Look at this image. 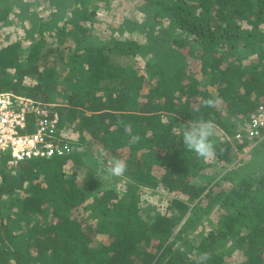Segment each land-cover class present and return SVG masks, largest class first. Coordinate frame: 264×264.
<instances>
[{
	"label": "trees",
	"instance_id": "1",
	"mask_svg": "<svg viewBox=\"0 0 264 264\" xmlns=\"http://www.w3.org/2000/svg\"><path fill=\"white\" fill-rule=\"evenodd\" d=\"M144 2L150 19L156 11L155 23L167 22L163 67L135 39L96 45L84 26L96 16L89 0H74L66 16L36 11L29 44H0V91L45 104L58 96V135H77L63 156L0 159V264H229L234 255L232 264H264V153L241 175L213 183L207 171L212 158L232 163L217 127L231 134L230 120L264 102V0ZM21 10L0 0V28L25 22ZM175 50L187 66L171 68ZM94 144L121 165L128 194L105 189L98 168L80 176ZM160 186L185 199L148 208L142 196Z\"/></svg>",
	"mask_w": 264,
	"mask_h": 264
},
{
	"label": "rangeland",
	"instance_id": "2",
	"mask_svg": "<svg viewBox=\"0 0 264 264\" xmlns=\"http://www.w3.org/2000/svg\"><path fill=\"white\" fill-rule=\"evenodd\" d=\"M14 6L16 8L22 7V14L24 13V19L20 20V22L15 25V27H4L3 29L0 28V34H1V43H10L17 40H25L26 43H30L27 39H25V24H29V27L31 23H33L34 27L38 26V16L35 21H33L32 17L30 15H33L36 11H38L39 15L43 14L44 17H49L52 15V17L57 16H66V12L64 10L68 11L70 9L74 8V1L72 0H60V1H53V0H13ZM91 3V4H90ZM90 4V5H89ZM88 7L90 9H98L99 17L94 24V29H92V40L95 42L96 45H102L107 44L110 45L112 43V40L118 39V38H124V39H135L139 43H141V56L145 58H155L158 63H160L163 67L162 61H166V54L163 51L164 48H166L165 40L162 39L165 34L162 35L163 32V25H166L167 22L163 21L162 19L159 20V23H155V13L150 17L148 16L151 11V8L146 7V3L144 0H110V8L111 9H118L121 11V13H117L111 9L108 8V0H89ZM102 7V8H96ZM110 13V14H109ZM38 15V14H37ZM122 15V16H121ZM13 17V16H11ZM133 23L138 24V28H134ZM159 24L161 26H159ZM140 25H145L144 27H141ZM157 26V27H154ZM31 33L30 30L28 34ZM158 33V34H156ZM27 34V33H26ZM151 34L154 38V35L157 37H161V40L153 42L150 41ZM6 37V38H4ZM71 43V41L69 42ZM111 46V45H110ZM27 49V48H25ZM175 52L174 56H170L168 63L170 64L171 68H177L179 66H187V60L186 57L183 56V54L179 51H173ZM243 52V50H242ZM244 57V55H240ZM190 65H195L197 68V71L199 70L197 64L189 59ZM212 88V87H211ZM213 90V88H212ZM61 97V96H60ZM263 100V99H262ZM261 100L260 103L264 104V102ZM63 101L61 98L56 96L55 102L60 104L62 106L61 102ZM221 113L228 114L226 110L225 104H219L218 106ZM248 115H236L233 118V121L230 120V122L233 124L234 131H232L231 134L229 132H226L220 128L217 127L216 131V137L223 136L225 137L232 145H233V152H232V163L229 164L227 168L223 167L222 164H218L214 161L212 158L211 161V168L207 169L209 174L215 175L214 182H217L220 180L222 175L230 173L231 171H237L240 175L248 170V165L252 163L253 157L259 152L264 153V144L256 143L250 139H247L246 137L243 138V140L239 141L237 138V135L239 133L245 134V131L247 130L248 126ZM75 132L73 130L62 132V136L66 138L72 145V141H75L77 138V135L74 134ZM238 144L242 145L244 144L242 149L238 148ZM95 145V144H94ZM97 145V144H96ZM92 149V146L90 145V151L92 152L91 155H88L85 157V164L86 167L80 168V176H82L88 167H93L94 169H97L100 171V176L102 178L103 187L105 189H117L121 194H128L130 189L131 181L120 174V171L122 169L120 164H117L115 161L114 156H110L107 153H103V155L99 154V150L101 147H98V145ZM260 145V146H259ZM98 147V148H97ZM210 154L206 157H208V160H210ZM261 156L264 159V154H261ZM113 164L115 168H112L110 164ZM222 165V166H219ZM264 169V164H263ZM257 168V166H256ZM255 168V170H256ZM257 171H260L257 169ZM264 172V171H263ZM261 172V173H263ZM154 173L161 177L163 174V170L159 167L154 168ZM123 176V177H122ZM228 183L222 182L220 188L222 189L224 186H226ZM173 198H177L179 200H184L185 196L179 192H167L163 187H157L156 189H149L146 193L142 196V202L144 205L146 204L147 207H166V205L171 202ZM201 206H204L208 204V200H202V203H200ZM95 221V220H94ZM179 228V226H178ZM193 232V230L191 231ZM105 240V236H100L96 241H103ZM180 242H178L179 244ZM177 244V246H178ZM155 251V249H153ZM241 259V258H239ZM238 260V256L234 255L230 257V260L228 261L229 264H232L234 261ZM232 261V262H231Z\"/></svg>",
	"mask_w": 264,
	"mask_h": 264
},
{
	"label": "built area",
	"instance_id": "3",
	"mask_svg": "<svg viewBox=\"0 0 264 264\" xmlns=\"http://www.w3.org/2000/svg\"><path fill=\"white\" fill-rule=\"evenodd\" d=\"M56 104H44L13 92H0V159L10 157L13 163L36 157L63 156L68 154L71 143L58 135L60 117ZM29 125L34 130L28 132ZM256 143L264 140V104L248 115L245 134Z\"/></svg>",
	"mask_w": 264,
	"mask_h": 264
},
{
	"label": "crops",
	"instance_id": "4",
	"mask_svg": "<svg viewBox=\"0 0 264 264\" xmlns=\"http://www.w3.org/2000/svg\"><path fill=\"white\" fill-rule=\"evenodd\" d=\"M73 1H74V0H73ZM107 6H108L109 9H111V8H110V0H108V5H107ZM96 8H102V7H97V6H96ZM71 10H72V9H70L69 12H70ZM89 10H90L91 13H95L96 16L92 17L89 21H87L86 23H84V26H85L86 28L92 30V29H94V24L96 23L98 17L100 16V15H99V12H100V11H99L98 9H89ZM111 10H113V11L119 13V14L121 13V11L118 10V9H111ZM109 14H110V13H109ZM121 16H122V15H121Z\"/></svg>",
	"mask_w": 264,
	"mask_h": 264
},
{
	"label": "clouds",
	"instance_id": "5",
	"mask_svg": "<svg viewBox=\"0 0 264 264\" xmlns=\"http://www.w3.org/2000/svg\"><path fill=\"white\" fill-rule=\"evenodd\" d=\"M0 92H11V91H0ZM14 93V92H13ZM16 94V93H15ZM17 95H20V94H17ZM21 96H25V95H21ZM25 97H27V96H25ZM29 98V97H28ZM32 99V98H31ZM34 100V99H33ZM42 103V102H41ZM45 104V103H44ZM57 106L56 107H58L59 105L58 104H56Z\"/></svg>",
	"mask_w": 264,
	"mask_h": 264
}]
</instances>
